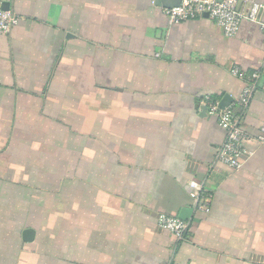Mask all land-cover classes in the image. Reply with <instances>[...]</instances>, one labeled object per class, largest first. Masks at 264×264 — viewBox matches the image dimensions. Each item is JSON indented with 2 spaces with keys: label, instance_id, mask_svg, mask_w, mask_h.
<instances>
[{
  "label": "crops",
  "instance_id": "crops-1",
  "mask_svg": "<svg viewBox=\"0 0 264 264\" xmlns=\"http://www.w3.org/2000/svg\"><path fill=\"white\" fill-rule=\"evenodd\" d=\"M236 1L238 9L257 2L264 21V0ZM2 2L19 22L0 37V125L18 131L47 117L74 127L65 134L74 142L64 155L79 179L66 180L64 202L72 212L63 215L61 235L42 245L33 224L11 216L22 195L0 182V264H264L259 27L243 22L229 38L206 15L171 24L154 0ZM254 73L241 118L252 154L232 170L217 161L225 133L203 101L220 106L227 96L237 110ZM5 131L0 170L10 148ZM16 133L13 139L23 138ZM191 181L201 186L199 198ZM182 210L188 230L179 239L159 226L158 216L179 218ZM25 229L34 231L29 243ZM41 252L49 253L43 262Z\"/></svg>",
  "mask_w": 264,
  "mask_h": 264
},
{
  "label": "rangeland",
  "instance_id": "rangeland-1",
  "mask_svg": "<svg viewBox=\"0 0 264 264\" xmlns=\"http://www.w3.org/2000/svg\"><path fill=\"white\" fill-rule=\"evenodd\" d=\"M46 119L47 117H41L38 119L40 123L19 124L20 129L17 130L24 134L22 139L12 138L18 134V131H14V124L0 125V128L7 131L10 147L8 163L0 170V176H5V180L2 178L0 182H5L8 188H12L11 194L22 195L23 198H15L17 203H12L13 212L10 215L23 217L24 226L33 224L39 235V244L51 243L54 234L56 237L61 235L59 231L64 228L63 215H70L72 212L68 203L66 205L64 202L66 192L70 191L66 180H69L70 174L74 176L73 179H79L77 166L75 172L67 171L69 167L65 164H70V161H65L68 156L64 155L65 147L74 142L73 137L65 134L67 131L74 134V127L70 131V125H52ZM75 142L79 143V140L76 139ZM20 151L21 155H17ZM72 210L77 212L75 208ZM9 243H13L10 246L15 251L14 238L8 236ZM43 249L40 248V251ZM48 254H39L41 262L44 261L42 259H48Z\"/></svg>",
  "mask_w": 264,
  "mask_h": 264
},
{
  "label": "built area",
  "instance_id": "built-area-1",
  "mask_svg": "<svg viewBox=\"0 0 264 264\" xmlns=\"http://www.w3.org/2000/svg\"><path fill=\"white\" fill-rule=\"evenodd\" d=\"M0 0V37L7 36L17 26L19 18L10 10L2 9ZM162 13L169 23H178L197 19L203 15L209 17L223 32L225 37H233L243 22L256 24L264 33V21L259 18L260 5L251 1L244 9H238L236 0H181L180 4L173 8H163ZM258 75L254 73L250 84L238 98L237 110L234 105L220 108L218 101L206 98L203 103L206 113L216 119L225 133V139L218 149L217 161L232 170H239L244 161L251 156L252 152L247 148L250 142L248 135L242 127V114L251 98ZM264 130V129H263ZM191 194L199 198L202 189L199 183H189ZM198 209L208 212L205 204H198ZM158 224L181 239L188 230V224L178 217L160 214Z\"/></svg>",
  "mask_w": 264,
  "mask_h": 264
},
{
  "label": "water",
  "instance_id": "water-1",
  "mask_svg": "<svg viewBox=\"0 0 264 264\" xmlns=\"http://www.w3.org/2000/svg\"><path fill=\"white\" fill-rule=\"evenodd\" d=\"M180 1L181 0H154V5L155 6H159L161 8H167V9H169V8H173V7L178 6L180 4ZM2 9L3 10H6V11L9 10L10 9L9 3L3 2L2 3ZM229 102H230V100L228 99L227 96H225L223 98V100L221 101V103H220V107L221 108L226 107ZM187 213H188V211L182 210L180 212V214H179V218L182 219V220L185 219L186 217H184V216H186ZM33 238H34V231L32 229H25L23 231V233H22V240L25 243L31 242L33 240Z\"/></svg>",
  "mask_w": 264,
  "mask_h": 264
}]
</instances>
